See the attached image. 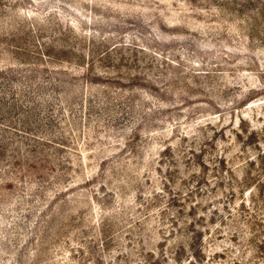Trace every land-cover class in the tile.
Instances as JSON below:
<instances>
[{
  "label": "rangeland",
  "instance_id": "obj_1",
  "mask_svg": "<svg viewBox=\"0 0 264 264\" xmlns=\"http://www.w3.org/2000/svg\"><path fill=\"white\" fill-rule=\"evenodd\" d=\"M0 264H264V0H0Z\"/></svg>",
  "mask_w": 264,
  "mask_h": 264
}]
</instances>
